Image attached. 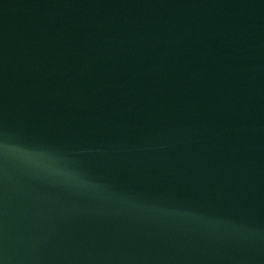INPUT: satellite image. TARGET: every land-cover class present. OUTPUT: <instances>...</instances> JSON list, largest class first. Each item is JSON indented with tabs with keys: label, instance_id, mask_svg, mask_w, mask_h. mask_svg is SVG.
<instances>
[{
	"label": "water",
	"instance_id": "95a60500",
	"mask_svg": "<svg viewBox=\"0 0 264 264\" xmlns=\"http://www.w3.org/2000/svg\"><path fill=\"white\" fill-rule=\"evenodd\" d=\"M0 264H264V0H0Z\"/></svg>",
	"mask_w": 264,
	"mask_h": 264
},
{
	"label": "clouds",
	"instance_id": "9594fccd",
	"mask_svg": "<svg viewBox=\"0 0 264 264\" xmlns=\"http://www.w3.org/2000/svg\"><path fill=\"white\" fill-rule=\"evenodd\" d=\"M48 167H50L51 171L63 177L70 184L79 185L84 188L96 187L95 185H91L90 182L87 179H85L82 175L74 173L71 170L60 167H52L51 165H48Z\"/></svg>",
	"mask_w": 264,
	"mask_h": 264
}]
</instances>
